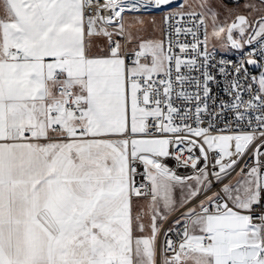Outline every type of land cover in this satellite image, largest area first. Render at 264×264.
<instances>
[{
    "label": "snow or ice",
    "instance_id": "obj_1",
    "mask_svg": "<svg viewBox=\"0 0 264 264\" xmlns=\"http://www.w3.org/2000/svg\"><path fill=\"white\" fill-rule=\"evenodd\" d=\"M173 2L0 0V264H264V0Z\"/></svg>",
    "mask_w": 264,
    "mask_h": 264
},
{
    "label": "built area",
    "instance_id": "obj_2",
    "mask_svg": "<svg viewBox=\"0 0 264 264\" xmlns=\"http://www.w3.org/2000/svg\"><path fill=\"white\" fill-rule=\"evenodd\" d=\"M183 0H174L173 4H172V8H176L178 6L179 3H182ZM151 11H157L159 13H162L164 15L165 12L169 11V9L167 7H162L160 9H152L150 10L149 12ZM174 23V22H173ZM185 26H191V25H185ZM202 31L201 30V38H202ZM163 32H164V41L165 43L167 44L168 40L170 39L171 41H173V44H174V51L177 53V54H180L179 52V48L175 46V42L177 40H179L180 42H185V43H189L191 44L193 42V37L191 35H183L181 34L179 37H177L175 35V31H174V28H171L169 29L165 24H164V21H163ZM169 32H171V36H169ZM134 47V46H132ZM132 47H129V48H132ZM209 50L211 51V49L209 48ZM247 51H249V48L248 47H245V49L243 50V52H238L236 50H231L230 52H222V51H218L216 50L214 53H213V60L211 61L212 64H216L218 65V62L223 58L225 60H232L234 63L238 61L239 57L241 55H244ZM183 56V58H190V56H184L183 54H181ZM191 55H195L194 53L191 54ZM248 69H249V72L252 74V75H255L259 76L260 72H261V69L259 66H247ZM214 75H216L217 77V80H218V83H212L210 85L211 89H212V96L214 98H216V102L217 104H219L220 100H230V97L223 91L224 87L226 86V84L228 83L227 80H225L218 72V67H215V68H210L209 69ZM182 71H185L184 69H182ZM199 72H193L192 75L193 76H199ZM248 97L245 96V99H247ZM209 103L211 104V101H209ZM188 106H192V105H188ZM231 116H227L226 119H230ZM220 127H222L223 125H219ZM257 143H259V141H257ZM254 147V145H253ZM197 155H199V152L197 151L196 153ZM187 153H184V157H187ZM251 157V150L248 152V154H246L244 156V158L240 161V164L242 165L245 161H247L249 164L252 163V160L250 159ZM261 160H264V156H261ZM169 166L175 168L176 167V161L174 159H167L165 161ZM178 172L180 174H191L192 172V169L191 168H179L177 169ZM233 175H235V173H233ZM138 179H140V177H138ZM220 186L219 185H214L213 186V191L217 190ZM210 194V193H209ZM201 199H203V197H201ZM176 217H172L170 218V220L164 225V228L166 229L167 227H169L171 225V222H172V219H175ZM161 237H162V233H161ZM175 238V237H174Z\"/></svg>",
    "mask_w": 264,
    "mask_h": 264
},
{
    "label": "rangeland",
    "instance_id": "obj_3",
    "mask_svg": "<svg viewBox=\"0 0 264 264\" xmlns=\"http://www.w3.org/2000/svg\"><path fill=\"white\" fill-rule=\"evenodd\" d=\"M210 2L212 3L213 7H216V8L219 9L220 21L223 22L224 21V17L226 15V12L224 11L223 8H219V5L216 3V0H210ZM244 2H245V0H240L241 4H243ZM249 2H254V0H249ZM224 3L229 8H236L237 7L236 3L234 1H231V0H226V1L224 0ZM188 4L192 8H196V10H199L197 8L198 0H188ZM133 15L134 14H129V19H132ZM140 15H142L143 19L147 22L146 25H145V31L142 33V35H144L146 38L163 40L162 31H161V22H162V19H163L162 18L163 14L159 13L157 11H151V12H147V13H141ZM153 18L155 19V25H153L150 22ZM209 31H210V28H209ZM213 45L216 46V50H218V51H222V52H230L231 51V50L221 49L219 47V42L216 41L215 39L210 40L209 48L212 49ZM132 46H135V45L134 44L133 45H128V47H132Z\"/></svg>",
    "mask_w": 264,
    "mask_h": 264
},
{
    "label": "crops",
    "instance_id": "obj_4",
    "mask_svg": "<svg viewBox=\"0 0 264 264\" xmlns=\"http://www.w3.org/2000/svg\"><path fill=\"white\" fill-rule=\"evenodd\" d=\"M225 1H226V0H225ZM254 3H256V4L259 6L260 0H254ZM162 18H163V17H162ZM161 31H162V37H163V40H164L163 19H162V22H161Z\"/></svg>",
    "mask_w": 264,
    "mask_h": 264
},
{
    "label": "water",
    "instance_id": "obj_5",
    "mask_svg": "<svg viewBox=\"0 0 264 264\" xmlns=\"http://www.w3.org/2000/svg\"><path fill=\"white\" fill-rule=\"evenodd\" d=\"M231 1H234V0H231Z\"/></svg>",
    "mask_w": 264,
    "mask_h": 264
}]
</instances>
